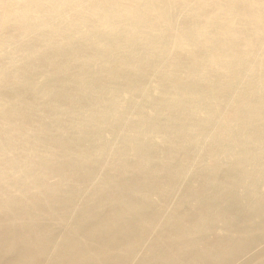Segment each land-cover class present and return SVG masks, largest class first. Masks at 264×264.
I'll return each instance as SVG.
<instances>
[{
  "label": "bare ground",
  "instance_id": "6f19581e",
  "mask_svg": "<svg viewBox=\"0 0 264 264\" xmlns=\"http://www.w3.org/2000/svg\"><path fill=\"white\" fill-rule=\"evenodd\" d=\"M0 264H264V0H0Z\"/></svg>",
  "mask_w": 264,
  "mask_h": 264
}]
</instances>
